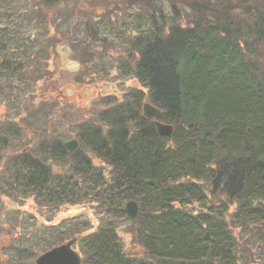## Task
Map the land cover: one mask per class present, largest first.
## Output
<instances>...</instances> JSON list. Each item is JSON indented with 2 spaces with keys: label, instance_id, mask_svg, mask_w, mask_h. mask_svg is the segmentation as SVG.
Masks as SVG:
<instances>
[{
  "label": "trees",
  "instance_id": "obj_1",
  "mask_svg": "<svg viewBox=\"0 0 264 264\" xmlns=\"http://www.w3.org/2000/svg\"><path fill=\"white\" fill-rule=\"evenodd\" d=\"M61 7L52 12L37 0H0V86L12 107L15 95L19 100L27 90L30 97L40 93L34 73L62 40L76 44L78 28L89 37L98 22L107 35L113 30L87 13L74 31L60 34L64 23L51 19ZM151 15L153 32L134 46V73L161 110L158 119L174 126L172 138L157 135L143 114L146 95L135 90L122 103L105 104L98 125L64 116L53 133L62 140H33L32 149L42 156L21 151L29 144L16 150L19 156L0 177V264H35L41 254L71 241L83 264H264V66L247 58L230 23L171 31L163 15ZM257 17L253 29L264 41V14ZM54 23L58 31L52 36ZM79 44L90 48L89 41ZM66 126L75 134L63 135ZM70 137L78 139L79 152L64 149ZM94 158L111 172L95 167ZM6 198L21 205L33 199L47 224L19 213L4 218ZM129 200L142 205L138 221L130 222L138 227L140 258L125 252L119 235ZM83 205L96 207L95 233L88 234L92 226L84 216L53 223L62 207Z\"/></svg>",
  "mask_w": 264,
  "mask_h": 264
},
{
  "label": "rangeland",
  "instance_id": "obj_2",
  "mask_svg": "<svg viewBox=\"0 0 264 264\" xmlns=\"http://www.w3.org/2000/svg\"><path fill=\"white\" fill-rule=\"evenodd\" d=\"M77 1L72 0L73 3L75 2V7L70 1L53 13L55 15L51 19L52 23L58 18H60L59 22L62 20L61 22L64 23L62 24L64 25L63 31L59 29L60 34H64L68 30L74 31L75 25L87 13L101 18L104 22H109L113 30L107 35L103 29L104 26L98 22L97 32L91 33L89 37H85L84 27L78 28L79 32L83 34L79 35L78 43L73 44L72 41L68 43L62 40V43H65L62 45H66L65 47L68 48L72 60L79 64L70 60H66L64 64L63 59H60L55 52L53 56H47L43 67L34 73L35 78L39 79L38 83H41L39 85L40 93L39 90L35 91L30 97L27 90L25 97L19 96V100L15 95L13 100L17 101L13 107L10 95L4 93L3 87L0 86V175L8 162V159L2 156L3 145L10 146L12 144L14 150H20L23 145L29 144L31 145L30 150L33 151V153L29 151V155L36 159L42 155L35 148L32 149L36 145L33 140L37 138L40 141L41 138L46 140L52 137L53 144L62 140L55 138L53 133H56V128L64 122V116L72 117L80 123L92 122L98 125L101 117L99 115L108 109L105 104L114 101L122 103L125 97L135 90L145 93L144 103L153 107L149 102V90L142 86L134 73L139 59L134 46L138 37L149 36L153 32L151 14H155L156 18L163 15L167 30L171 31L174 28L194 29L199 25V30L206 31L211 26L222 28L230 23V32L242 47L247 58L252 59L261 67L264 66V41H260L261 38L256 36L253 29V19L264 14V0H91L87 6L93 5L92 10L90 9L92 6L87 7ZM55 9L57 8H53L51 11L53 12ZM117 9L122 13L128 10V13L121 16ZM116 10L118 17L110 22L109 14ZM71 13L73 19L70 17ZM157 24L159 23L157 22ZM49 31L52 36L58 31L55 23ZM168 33L166 32V34ZM87 41L90 42V48L95 51L93 56H90V48L79 44L84 45ZM50 42L51 44L56 43L52 40ZM87 56L89 59L86 60ZM71 63L74 66L72 73L64 72L62 70L64 67L70 70ZM124 73L131 74L125 77ZM57 88H61L62 94L56 90ZM26 109L28 110L27 114L25 113ZM47 126L51 130L52 136L48 132L46 133ZM75 132V128L68 126L62 129V134L65 136L75 134ZM11 153L16 154L13 152V148ZM4 159L5 162H3ZM93 160L97 167L105 169L108 173L111 172L106 163L95 158ZM58 172L59 170L54 169L55 174ZM62 173L68 176L65 172ZM195 206L197 207L196 204ZM2 208L4 218L19 213L24 216L37 217L38 224L41 221L46 223L48 219L39 212L33 200H28L21 205L20 202L15 204L6 198L2 201ZM94 215L98 217L97 211H93L91 205L64 206L55 215L54 223H60L64 219L76 216H84L92 221L96 229L98 221ZM119 224L122 227L119 235L125 252L134 258L144 257L135 235L138 227L126 220ZM241 247L243 250L247 249L242 241Z\"/></svg>",
  "mask_w": 264,
  "mask_h": 264
},
{
  "label": "water",
  "instance_id": "obj_3",
  "mask_svg": "<svg viewBox=\"0 0 264 264\" xmlns=\"http://www.w3.org/2000/svg\"><path fill=\"white\" fill-rule=\"evenodd\" d=\"M64 0H38L39 5L44 8H52L63 3ZM157 133L161 137H172L173 127L165 126L156 122ZM64 147L71 153L78 151L79 144L73 139L64 144ZM124 213L130 220L138 219L140 215L139 202L129 201L124 209ZM74 242L63 244L52 248L51 251L42 254L35 261V264H82L80 253L73 248Z\"/></svg>",
  "mask_w": 264,
  "mask_h": 264
},
{
  "label": "bare ground",
  "instance_id": "obj_4",
  "mask_svg": "<svg viewBox=\"0 0 264 264\" xmlns=\"http://www.w3.org/2000/svg\"><path fill=\"white\" fill-rule=\"evenodd\" d=\"M141 209H142V205H141Z\"/></svg>",
  "mask_w": 264,
  "mask_h": 264
}]
</instances>
